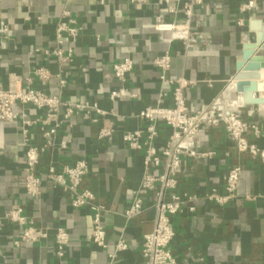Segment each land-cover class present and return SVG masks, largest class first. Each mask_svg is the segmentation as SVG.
I'll return each instance as SVG.
<instances>
[{
  "label": "crops",
  "instance_id": "obj_1",
  "mask_svg": "<svg viewBox=\"0 0 264 264\" xmlns=\"http://www.w3.org/2000/svg\"><path fill=\"white\" fill-rule=\"evenodd\" d=\"M251 2L253 7L242 12L241 8ZM172 6L159 1L136 6L117 0H105L104 4L100 0H0V21L10 23L9 39L0 47V82L4 87L12 74L26 78L38 66L56 70V61L46 57L44 51L54 49L56 25L65 12H70L85 30L80 41L66 43L75 49L76 58L67 68L72 79L63 91V98L73 103L97 102L103 110L118 115L102 119L98 126L75 118L73 126L62 128L58 138L61 142L70 135L72 142L64 150L56 149L52 156L57 165H74L82 159L90 162L92 172L84 188H90L98 204L112 208L104 215L109 229L107 249L91 242L92 212L75 210L72 197L62 189L45 181L39 198L31 199L24 194L26 148L21 129L17 124L0 121V217L21 206L29 218H35L37 226L62 227L71 234L65 258L61 260L55 256L53 237L35 246L25 244L15 248L13 242L21 230L7 224L0 232L1 264H110L109 256L121 237H125L129 248L118 254L114 264L144 263L143 236L151 231L155 212L148 203V210L142 215L131 220L124 216L143 177L144 157L129 150L123 138L129 131L144 128L136 116L146 106L172 104L174 86L161 81L153 61L170 52L169 77L199 82L186 92L199 108L224 93L237 75L244 45L257 39L250 23L253 20L264 23V0H206L193 19V29L202 34L206 47L186 50L182 43L173 46L161 43L154 31L155 18L161 13L171 20L181 18L180 13L169 10ZM125 58H131L136 67L124 87L140 94L136 99L113 103L109 95L121 87L114 78L113 65ZM27 113L33 118L43 116L33 108H28ZM111 125L116 128L113 140L100 143L98 130ZM160 128L157 144L161 146L171 131L163 125ZM251 142L264 149V125L261 136L251 137ZM208 144L216 156L202 165L188 162L179 193L202 198L214 190L222 192L229 166L241 164L244 172L238 197L225 206L198 200L193 203L197 208L194 214L176 219L177 261L264 264V162L239 155L220 130L210 133Z\"/></svg>",
  "mask_w": 264,
  "mask_h": 264
},
{
  "label": "built area",
  "instance_id": "obj_2",
  "mask_svg": "<svg viewBox=\"0 0 264 264\" xmlns=\"http://www.w3.org/2000/svg\"><path fill=\"white\" fill-rule=\"evenodd\" d=\"M100 1L105 3V0ZM117 1H126L136 6L150 5L157 1L165 5L174 4L169 10L175 14L180 13V19L171 20L162 13L155 18L154 31L159 41L167 46L182 43L186 50L206 47L202 34L193 29L196 10L203 6L206 0ZM253 4L254 2L245 4L241 11L246 12ZM84 30L70 12H65L54 31V49L44 51L46 57L56 61V70L38 66L26 78L10 75L7 87L0 82V121L17 124L21 129L26 148L24 194L31 199L39 198L45 181L50 182L54 188L62 189L72 197L71 205L75 210L88 209L92 212L91 242L99 248L107 249L110 246L109 229L105 224L104 215L111 212L112 208L98 204L90 188H84L92 172L90 162L82 159L74 165H57L52 159L56 149L64 150L72 142L70 135L63 137L61 142H58V138L62 128L73 126L75 118H81L93 126H98L100 121L107 117L118 118L115 112L103 110L97 102L73 103L63 98V91L72 79L67 73V68L76 58L75 49L67 47L66 43L74 44L80 41ZM9 35L10 23L1 20L0 47L9 39ZM153 65L160 71L161 81L174 86L172 104L163 106L158 103L146 106L136 116L144 123V128L129 131L123 138L129 150L141 153L144 157L143 177L138 189L133 192V200L125 209L124 216L127 220L134 219L146 212L147 204L151 203L155 216L151 231L143 236V264H179L174 253L176 219L186 214H194L197 208L193 203L198 200L219 206L235 201L244 172V166L233 164L228 168L222 192L214 190L202 198L194 194L182 195L179 193L180 182L181 177L187 175L188 162L202 165L216 156V151L208 144L209 135L215 130H220L226 135L239 155H249L254 160L260 159L264 162V149L251 142V137L259 138L262 134L264 103L230 111L222 93L209 104L198 108L189 100L186 92L199 82L184 78L173 80L169 77L172 70L170 52L156 58ZM135 67L136 64L131 58L122 59L113 65L114 78L121 87L110 93L111 102L138 98V90L124 87ZM53 90L57 92L53 93ZM28 108L42 112L43 116L30 117ZM162 125L171 131V136L160 146L157 140ZM115 133L116 128L113 125L102 127L98 130L97 139L102 144L109 143ZM35 135L40 142L36 141ZM7 224L17 226L21 230L13 242L15 248L25 244L35 246L53 237L55 256L64 260L66 249L71 242V234L67 229L37 226L35 218H29L21 206L13 207L0 217V232ZM128 248L127 240L121 237L115 245L114 253L109 256L110 264H114L118 254ZM2 256L0 251V264Z\"/></svg>",
  "mask_w": 264,
  "mask_h": 264
},
{
  "label": "water",
  "instance_id": "obj_3",
  "mask_svg": "<svg viewBox=\"0 0 264 264\" xmlns=\"http://www.w3.org/2000/svg\"><path fill=\"white\" fill-rule=\"evenodd\" d=\"M250 29L257 33L256 42L244 45L238 73L224 90L226 107L230 111L264 103L258 96L264 94V23L253 20Z\"/></svg>",
  "mask_w": 264,
  "mask_h": 264
},
{
  "label": "bare ground",
  "instance_id": "obj_4",
  "mask_svg": "<svg viewBox=\"0 0 264 264\" xmlns=\"http://www.w3.org/2000/svg\"><path fill=\"white\" fill-rule=\"evenodd\" d=\"M264 94H261V95H258V96H260L261 98H264V96H263Z\"/></svg>",
  "mask_w": 264,
  "mask_h": 264
}]
</instances>
